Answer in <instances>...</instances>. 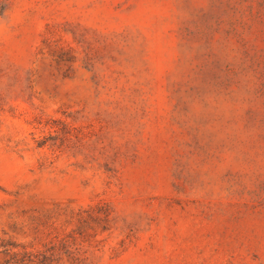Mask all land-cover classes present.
Wrapping results in <instances>:
<instances>
[{"label":"rangeland","instance_id":"374dc122","mask_svg":"<svg viewBox=\"0 0 264 264\" xmlns=\"http://www.w3.org/2000/svg\"><path fill=\"white\" fill-rule=\"evenodd\" d=\"M0 264H264V0H0Z\"/></svg>","mask_w":264,"mask_h":264},{"label":"trees","instance_id":"16d2710c","mask_svg":"<svg viewBox=\"0 0 264 264\" xmlns=\"http://www.w3.org/2000/svg\"><path fill=\"white\" fill-rule=\"evenodd\" d=\"M56 139H51V141H53V143H52V148H56V141H55ZM45 144L44 143H41L40 144V147H42V146H44ZM58 148V147H57ZM108 212V215L107 216H109L110 215V213H109V210L108 211H106V213Z\"/></svg>","mask_w":264,"mask_h":264}]
</instances>
